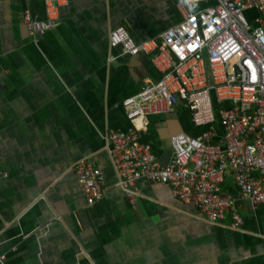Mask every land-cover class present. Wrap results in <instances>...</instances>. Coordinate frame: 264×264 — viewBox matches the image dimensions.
<instances>
[{"label":"crops","instance_id":"0c3cea01","mask_svg":"<svg viewBox=\"0 0 264 264\" xmlns=\"http://www.w3.org/2000/svg\"><path fill=\"white\" fill-rule=\"evenodd\" d=\"M182 0H68L59 25L30 36L24 13L45 20L42 0H0V257L5 264H264V204L240 199L233 177L221 191L243 224L212 222L170 187L119 186L107 135L126 131L124 101L160 72L150 57L110 47L124 27L141 43L179 25ZM141 131L159 162L171 138L199 136L188 110L153 116ZM220 133L222 131L220 130ZM89 162L106 196L91 204L75 171ZM1 264V263H0Z\"/></svg>","mask_w":264,"mask_h":264},{"label":"built area","instance_id":"2783aa9c","mask_svg":"<svg viewBox=\"0 0 264 264\" xmlns=\"http://www.w3.org/2000/svg\"><path fill=\"white\" fill-rule=\"evenodd\" d=\"M45 20L24 13L30 36L60 23L68 0H42ZM182 22L159 38L136 43L124 27L110 36V47L131 57H150L161 79L147 81L124 101L131 125L107 135L119 186L130 194L140 180L166 185L179 201L212 222L230 216L233 228L243 219L236 200L221 191L231 175L240 199L264 204V0H182ZM189 112L201 135L171 138L172 157L163 165L141 140L153 116ZM220 130L222 133H220ZM88 201L103 199V172L89 162L75 166ZM5 256L0 263L5 264Z\"/></svg>","mask_w":264,"mask_h":264}]
</instances>
